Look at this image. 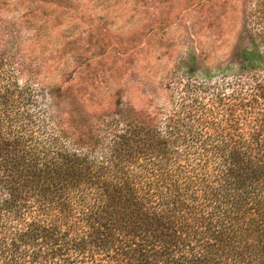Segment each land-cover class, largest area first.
Listing matches in <instances>:
<instances>
[{"label":"trees","instance_id":"1","mask_svg":"<svg viewBox=\"0 0 264 264\" xmlns=\"http://www.w3.org/2000/svg\"><path fill=\"white\" fill-rule=\"evenodd\" d=\"M244 32L234 79L75 138L0 57V264H264V2Z\"/></svg>","mask_w":264,"mask_h":264},{"label":"rangeland","instance_id":"2","mask_svg":"<svg viewBox=\"0 0 264 264\" xmlns=\"http://www.w3.org/2000/svg\"><path fill=\"white\" fill-rule=\"evenodd\" d=\"M262 2L0 0V57L47 92L75 138L126 109L154 111L181 81L234 79L245 20Z\"/></svg>","mask_w":264,"mask_h":264}]
</instances>
